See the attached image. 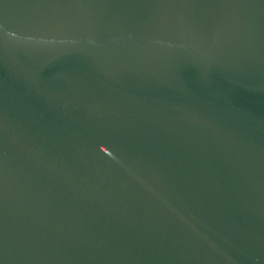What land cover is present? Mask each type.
I'll use <instances>...</instances> for the list:
<instances>
[{"label":"water","instance_id":"water-1","mask_svg":"<svg viewBox=\"0 0 264 264\" xmlns=\"http://www.w3.org/2000/svg\"><path fill=\"white\" fill-rule=\"evenodd\" d=\"M0 264H264V0H0Z\"/></svg>","mask_w":264,"mask_h":264}]
</instances>
